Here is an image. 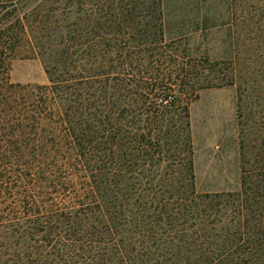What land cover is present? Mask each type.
<instances>
[{"label":"trees","instance_id":"obj_1","mask_svg":"<svg viewBox=\"0 0 264 264\" xmlns=\"http://www.w3.org/2000/svg\"><path fill=\"white\" fill-rule=\"evenodd\" d=\"M165 18L0 0V264H264V81L212 77L237 89L239 184L199 192L189 104L211 81ZM27 51L47 84L10 81Z\"/></svg>","mask_w":264,"mask_h":264},{"label":"rangeland","instance_id":"obj_2","mask_svg":"<svg viewBox=\"0 0 264 264\" xmlns=\"http://www.w3.org/2000/svg\"><path fill=\"white\" fill-rule=\"evenodd\" d=\"M163 8L167 36L177 39L180 53L196 59L197 68L206 69L211 81L195 86L197 97L189 104L196 189L236 190L237 89L214 85L212 77H223L233 66L253 82L264 81V0H163ZM204 58L208 64L200 61ZM214 63L217 70L211 72ZM10 81L48 83L41 61L29 51L12 61ZM251 98L255 101V91Z\"/></svg>","mask_w":264,"mask_h":264}]
</instances>
